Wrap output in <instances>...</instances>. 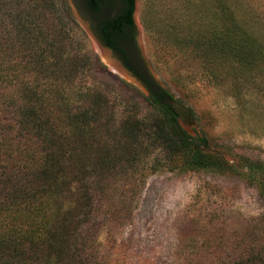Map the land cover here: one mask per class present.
I'll use <instances>...</instances> for the list:
<instances>
[{"label":"trees","instance_id":"1","mask_svg":"<svg viewBox=\"0 0 264 264\" xmlns=\"http://www.w3.org/2000/svg\"><path fill=\"white\" fill-rule=\"evenodd\" d=\"M73 4L147 91L151 110H124L115 128L126 87L102 79L105 68L67 0H0V264H118L112 244L148 177L226 168L223 156L201 149L178 124L171 93L149 75L134 41L135 0ZM252 11L243 0L188 1L182 21L155 30L154 39L165 41V33L178 41L183 29L182 48L201 59L197 71L228 80L248 110L264 92V27ZM185 68L174 67L172 83L190 90L195 82L180 78ZM114 136L122 142H107ZM249 170L264 174V166ZM211 218L176 264H264V214L237 231Z\"/></svg>","mask_w":264,"mask_h":264},{"label":"rangeland","instance_id":"2","mask_svg":"<svg viewBox=\"0 0 264 264\" xmlns=\"http://www.w3.org/2000/svg\"><path fill=\"white\" fill-rule=\"evenodd\" d=\"M188 1L206 6L210 0H135L136 42L149 75L171 93L175 102L191 110L194 125L186 127L179 116L178 124L198 139L201 149L223 156L226 168L191 173L161 170L148 177L132 201L130 223L112 244V259L118 264H176L185 249L202 240L201 227L210 226L211 216L237 231L242 221L264 214V174L253 175L249 170L264 166V92L263 96L255 95L252 105L244 110L230 95L228 80L212 82L210 75L197 71L201 59L192 58L182 48L183 29H177L178 41H171L165 33V41L154 39L155 30L170 31L168 23L182 21L180 14ZM243 1L253 9L249 14L264 27V0ZM85 34L86 45L105 68L102 79L109 81L112 89L122 90L119 82L126 87L122 93L126 94L127 105L118 109L121 111L114 121L115 128L123 126L127 114L124 110H138V114L151 110L144 87L113 70L111 62L118 59L109 55L104 59L101 48ZM178 65L186 66L180 78L195 82L190 90L172 83L171 71ZM256 80L260 86L261 80ZM107 142L118 145L122 140L114 136ZM103 143L99 142L100 146ZM99 242L103 249V235Z\"/></svg>","mask_w":264,"mask_h":264},{"label":"water","instance_id":"3","mask_svg":"<svg viewBox=\"0 0 264 264\" xmlns=\"http://www.w3.org/2000/svg\"><path fill=\"white\" fill-rule=\"evenodd\" d=\"M69 2H70V7H71V10H72V13L74 14V17L76 18V20L79 23V25L87 33V35L95 42V44L99 48H101L104 51H106L108 53L109 57L114 56L113 53H112V51L109 48L103 46L99 42V40L95 37V35L93 34V32L90 30L89 24L87 22H85V20L82 19L81 16L78 14V11L76 10V8L74 6L73 1L72 0H69ZM113 62L119 67V69L121 70V72H123L124 77L126 79H128L129 81H131L132 83H134V84H136L138 86H141L140 83L138 82V80L135 77H133L124 68V66L122 65V63L119 60H115ZM168 103L171 105V110L174 113H176L180 118H182V120H183V122H184V124H185L186 127H191V126L194 125V121H193V118H192V112H191V110L185 108L184 106H182L181 104H178L175 101H168Z\"/></svg>","mask_w":264,"mask_h":264},{"label":"bare ground","instance_id":"4","mask_svg":"<svg viewBox=\"0 0 264 264\" xmlns=\"http://www.w3.org/2000/svg\"><path fill=\"white\" fill-rule=\"evenodd\" d=\"M100 54L102 55L104 59L106 60L109 59L108 53H106V51L100 49ZM111 64H112L113 70H116L117 72L122 74V72L120 71L119 67L116 64H114L113 62H111Z\"/></svg>","mask_w":264,"mask_h":264},{"label":"flooded vegetation","instance_id":"5","mask_svg":"<svg viewBox=\"0 0 264 264\" xmlns=\"http://www.w3.org/2000/svg\"><path fill=\"white\" fill-rule=\"evenodd\" d=\"M132 17H133V15H132ZM88 23V22H87ZM134 23V22H133ZM134 41H135V45H136V47H137V49H138V46H137V42H136V28H135V37H134ZM139 50V49H138ZM168 101H172V100H170V99H167V102Z\"/></svg>","mask_w":264,"mask_h":264}]
</instances>
